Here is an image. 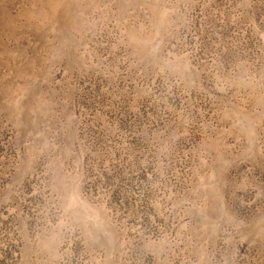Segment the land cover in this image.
Returning a JSON list of instances; mask_svg holds the SVG:
<instances>
[{
    "label": "rangeland",
    "instance_id": "374dc122",
    "mask_svg": "<svg viewBox=\"0 0 264 264\" xmlns=\"http://www.w3.org/2000/svg\"><path fill=\"white\" fill-rule=\"evenodd\" d=\"M0 264H264V0H0Z\"/></svg>",
    "mask_w": 264,
    "mask_h": 264
}]
</instances>
